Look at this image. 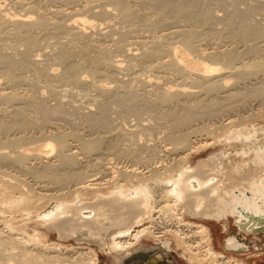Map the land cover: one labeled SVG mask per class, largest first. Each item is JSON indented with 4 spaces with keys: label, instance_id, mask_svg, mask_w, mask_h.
I'll return each instance as SVG.
<instances>
[{
    "label": "bare ground",
    "instance_id": "1",
    "mask_svg": "<svg viewBox=\"0 0 264 264\" xmlns=\"http://www.w3.org/2000/svg\"><path fill=\"white\" fill-rule=\"evenodd\" d=\"M48 1L55 0H14L12 2L14 3L13 6H15L18 10H15V13L12 14V17H10V13H8V17H5L2 14V10L0 8V100L2 101V104L4 102L5 105L0 107V140H3L2 142L4 143V147L1 148H5V146H7L11 149L17 142H22V140H24V137L26 136L24 133L29 128H31L32 124L35 122L33 119L34 117L30 115V111H41V106L43 105L41 104V102H43L45 99L42 101L40 100L39 102L38 100L36 101L37 98L35 96L36 99L34 100L32 98V96L34 95L31 94L32 92L34 94V91H32L33 89L31 90L32 92H29L30 90L26 91V89H28L29 87L28 85V87H23L25 88V90L22 88V86H24L25 84H29L32 87V84L34 82H31V84L29 83L30 81H35V83L36 81L37 83L38 81L44 82V84L47 83L49 84L50 92L53 94L54 85H56V88L59 81V84L61 83V81H64L62 82V84H66V82L68 83L69 88L66 91L70 89V93L62 90L63 93L65 92L66 94H69L67 96H71L70 94L74 91V93H78V95L80 96L82 95V92L85 91L84 89L88 87L86 86V88L83 89L84 91L80 89L85 87L84 84L86 85V83H88L85 82L86 80H84L82 77H79L80 75H77L78 72L82 71V69H87V74L89 73L88 75L91 74V76H104L103 78H101L102 80L105 79L106 82L108 78L109 80L111 79L110 81L112 82L115 80L116 70H126V68H121L120 64L118 65V63H115V61L108 60L109 57L105 56L108 52L109 46H105L103 43L105 42V40L102 42V39L104 36H106V34L108 35V33H101L102 30L100 32V28L99 30L97 29V31L93 30L95 28H98L97 25H99L95 22V20L100 21L99 19H102L105 16L106 18L109 16V18H111L112 13L109 12L110 9H103L102 7V10L100 9V11H97V13L93 8L99 5L96 4L93 8H91V0H80V3L77 2L79 0H63L67 2H77L79 8H76L78 6H76L77 4H75L74 2L75 6L73 7V10L71 9L72 11H66L64 7H57L58 5L55 8L51 7L52 9H50L47 6ZM63 1H61V3ZM108 1L109 4L111 3V5H113V10H115L113 13L119 15L120 18H123L121 16H124V18L126 17V19H128L129 21L130 18L138 19V15H141L142 17L145 16L146 19L142 18V20H145H143L144 23L140 18L138 19V23L137 21H135L139 25L143 24V28H145V25L148 26V28L149 26L156 27L155 29H157V27L159 26L161 28L164 26L167 27V24L171 23L170 21H173V23H175L176 21L180 26H182V28H174L175 30L171 31L169 30L170 32L168 33H162L161 30V32L156 31L157 34L161 33L158 34V38H155L157 34L153 35L154 32L153 34H149L151 36H155V39H159V35L162 38L167 35L168 38L171 35L173 37L174 35L179 37V41H176L177 43H180L181 47H172L174 43H170L173 44L171 46L172 50L170 49V53L167 52L169 54L166 55L167 58H165V60L161 61V59L159 58V56L161 57V55L159 53L166 51V44H164L165 51H162V49L160 48L161 46L159 47L158 45H156L157 41L154 38L151 39H154L156 41V43H154L156 46L154 44L153 45L155 47L158 46V51L161 50L162 52H158L157 48L154 49L155 47H149L150 50L149 48H145L148 50H144V48H142L144 51H139V53L132 50L133 52H130L125 56L127 57L126 60L128 61V65L125 66L129 69L133 65L137 66V68L140 67V71H144L143 69H146L150 72L152 69L154 70V68H160L158 70L161 71L162 69L163 73L161 75V78H164L166 82H171L169 80L167 81V78H170L172 76L182 79V81L180 82V79L177 81V83L174 82V87L169 86L162 91H157L156 88H153L151 90L148 89L151 92V95H149L153 98L155 97L157 101L153 100L151 97L150 100H153V102L159 101V103L166 105L172 103V106H168L170 109L168 108L169 110L165 111L161 109L162 106H160V104V108H158V106L156 105L157 109L155 107L153 108L155 109V111L152 110L154 111V115L150 116L149 123L146 125H136L138 127L137 131L132 129H125V131L119 127L120 125H122V123L119 122L121 123L120 125L118 123L119 126L117 127L118 132L116 128V138L124 140L129 144L133 143L132 146L135 147L132 148H119L118 145L114 143L115 139L113 142L112 140H107L109 143L104 145L102 143L103 138L99 137V134L97 137H93L94 139H87V141L86 139L81 140L84 142L80 143V146L77 147L78 150L75 151L74 147H76V145L69 144V142L67 143V138L72 136L73 131H62L56 125H50L51 129L49 128L50 130H47V134H42L44 133L42 132L39 133V135L37 134V138H35L37 141H46L43 146L47 148V151L44 150L43 154H41V152L27 154L23 153L24 151L22 150L19 152L17 150L16 152V148H14V150L12 149L11 151L0 150V160L2 162H7L9 164L12 163L16 166V169H19L20 171H23L27 174L30 173L32 174V176H37L36 178L39 177L45 182L44 185H37V187H32L30 186V184L26 185V181L24 182L23 180H20L14 174H10L7 171V173L3 172L4 175L0 176V187L1 185L4 186L5 190L3 193L4 195H2V197L0 198V203L4 208H7L9 210L16 209V211H31L33 209L42 208V210L38 213V216L43 220L45 225L44 228L46 227V230L50 232H57L60 239L75 237L81 232H79V230H81V226L87 227V232L90 235L93 231L95 234L98 232L100 233L101 231H103L102 233H104L109 230L108 228L113 227V229L116 230L115 232L110 229L111 231H108V234H102L105 235L104 237L111 235L109 236L110 241H107L106 238L103 239V241L101 240V238L104 237H100V246L101 243H109V246L107 245L108 249L110 248L109 250H113L112 253L114 255V260L112 264H177V262H175L170 254L172 242L171 240H173L177 246L183 248L184 251L188 253V261L191 264H243L242 261H238V258L249 255L259 256L263 254L264 140L262 139V141L257 139L254 130L248 128L247 123L254 121V119L257 117L260 118L264 116V107L260 108L258 106L259 108L256 107L257 111L252 113L250 112V110L255 111L252 110L253 108H249V112H246L245 109V114H249L241 115L240 111L238 113L237 105H233L235 104L234 102L236 100H238L239 103H237L240 106L247 104L248 102L245 103V100L248 97L251 98L252 96L255 97L259 95L257 97L264 98V92H262L264 91V82H262L263 84L261 85L257 81L260 86H256L255 84L256 87L252 88L250 92H246L245 89L242 91H235L233 90V86L230 90V88L227 87L226 84V73H229V76H232V74L234 73L233 71H238L239 73L240 71H242L240 69L237 70L238 67H236V65L234 66L235 61L239 59V57H241L242 53H244V55L247 53L250 57L249 60L252 59L254 62H256V64L259 63V66L262 65L261 63L264 64V61H256V59L263 58H261L260 55L257 56L256 54H260L258 52L261 50V46H259L258 44L260 39L264 38V25H260L253 18V14L255 16V13L259 8L257 9L256 6L251 5V3L249 2L250 0H215L218 1L216 2V5H219L226 11L225 16L223 15L226 18L219 20H221V23L224 27L223 29L227 34L223 33V31L217 32V30H215L216 28H213L214 30L212 29L211 31L208 30L209 32L205 33V35L209 37H206L209 39L208 43H211L215 40L217 41V39L214 40V38L217 36L219 37L218 33L225 34V37L227 36L226 38L237 37L242 40L246 39L247 41H249L246 42L244 40L246 43L244 42L242 46L243 48L241 49V51H238L234 48L235 46L233 48L219 49L217 48L218 46L212 48H203L202 44H193L192 38L194 37L192 36H198L201 35V32L202 34L203 32H206L204 30H201L200 32L199 29H203V26L213 23V20H218L216 14L214 15V13H212L213 11L210 10L211 7L209 6V8L205 4L200 3V0H177L176 2L175 0H133V3H128L125 0ZM12 3L10 4V6L12 5ZM239 3H242L243 5H245V7H240ZM103 4L105 3L103 2ZM260 4L261 3H259V5ZM91 9H93L94 11ZM3 10L5 9L3 8ZM60 16L61 18L59 21L58 17ZM63 16L67 17L69 22L61 24V19ZM96 16H98L99 19H97ZM67 18L64 19L67 20ZM65 20L63 21L65 22ZM118 20L122 22L121 19ZM130 22H132V20ZM125 23L128 24V22ZM137 24L135 26H137ZM183 26L186 27L183 28ZM47 29L48 31H50L47 32ZM131 29L134 28L131 27ZM44 30L46 33H44ZM125 32V30H122L120 32L121 36L118 35L119 32L118 34L116 33L118 35L117 38L120 37V39L123 40L124 38L122 37ZM197 32L198 34H195ZM222 34L220 36H222ZM98 35H101V37L103 36L102 39H98ZM126 35H128L127 32ZM197 36L195 38H197ZM40 37H44V40H46L48 44L53 43V47H56H54L56 49L54 53L51 54L55 59V64L62 67L61 72L59 71L58 73H55L53 70H50V68L48 69V66L46 67L45 63V61L47 60H45L44 56L42 57L44 59L41 58L42 62L44 60L43 63H41V61L37 62L35 60L38 64H34L35 67L33 66L34 68H32L33 72H29L32 71L30 69L31 67L27 66H30V64H24V62H28L24 58H28L34 49L40 47V45H38V40ZM58 38H60L62 41H59L60 39ZM210 38L213 39L210 40ZM114 39L115 41L113 43L118 45V43H116V37ZM165 39L166 37L162 40ZM196 40H198V38ZM141 41L138 42L140 43ZM119 42L120 44L118 47L120 48L118 49V51L122 50L121 48L123 47V43L121 44V41ZM131 43L133 42L131 41ZM216 43H218V41ZM18 45H22L24 47L23 51L21 50L22 53H17L19 51L16 52L15 49L18 50V48H16ZM120 45H122V47ZM111 46L113 45L111 44ZM229 46L231 45L229 44ZM118 47H115V49ZM168 47L166 46L167 49ZM8 48L9 50H15L16 53L14 52V55L18 54V57L16 55L13 56V53L11 55L5 54L7 52L5 49ZM1 49L5 50L6 52H2L3 50L1 51ZM95 52L99 53L98 55L101 54L103 57H100L101 55L98 57ZM109 53L108 56H110ZM165 53H163V55ZM178 53L181 54L179 55ZM19 54H21L22 57ZM77 54L82 55V61H74V56ZM156 54L159 58V62H155L156 64H152L153 62L148 63L147 58L151 59V57L153 58L154 56V58L156 59ZM104 56L108 59H105ZM48 58L50 59L51 56ZM140 58L145 59L139 60ZM136 60L138 61L137 63H135ZM132 61H134L135 64ZM245 62H243V66H248V64L250 65L249 61L248 64ZM26 67H28L27 69L29 70H27ZM133 67L132 69H134ZM250 67H248L249 69L245 67L247 70H249L248 73H246L245 69L242 67L244 69L243 72L246 74L250 73V75L252 74L256 77V67L254 68L255 70H252L254 66L251 67V70ZM260 69L262 70V68ZM85 70H83L82 73ZM135 72V74L138 73L136 69ZM185 75H188V77L192 79V81H190L191 84L188 81V83H185ZM91 76H89V78ZM132 76L135 78L136 75L134 76L133 74ZM130 77L127 75L128 79H126V81H128ZM86 79L87 81H89L88 78ZM93 79H91V81ZM130 79L132 80V78ZM56 81L58 82L56 83ZM91 81H89V86L92 85L90 86L91 88L94 86L97 87V89H100L98 85H94L95 83H98L97 81H93L95 82L94 84H91ZM240 81L243 80L240 79ZM235 82L236 81H234V83ZM76 84H82L79 85V92L80 90L82 91L80 92V94L79 92L73 90L75 87L71 86H75ZM122 85H125V83ZM122 85L120 86L123 87ZM120 86H118V88H120ZM133 86L134 85H132V88L130 86L128 87L133 90L135 89L133 88ZM154 86L156 87V84ZM46 87L45 88L48 89L47 91L49 92L48 85ZM61 87L63 89L64 85ZM94 87L92 89H94ZM118 88L116 89L118 90ZM123 88H125V86ZM104 90H107V88ZM132 90L127 89V91H124L127 93L121 91V94L119 92L118 96H115L116 98L118 97V100L115 98L117 103L120 101L122 103H126L127 100L131 102V100H129L130 96H127L133 95V93L130 92L128 94V91ZM57 91L58 90H56V92ZM217 91L223 92L222 96L220 95L221 93L218 94V96H220V100L217 99V94L215 95L212 93H218ZM99 92L101 93L103 92V90L101 91L100 89ZM103 93H106V91ZM145 93L147 92L145 91ZM122 94H127V96ZM72 95L75 96L73 93ZM57 96L58 95H56V98H58ZM133 96H137V94ZM81 97L83 98V96ZM141 97H139V99ZM136 98H138V96ZM136 98L134 100L132 98L134 104L135 100H139ZM95 99L98 100V97L91 100L96 101ZM226 99H228L227 101H229V103L230 101L232 102L230 103L232 104L231 106L229 105V103V106L221 104V100L225 101ZM227 101L223 103L226 104ZM262 101H264V99H262ZM62 104L64 105V103ZM91 104H93V102H91ZM130 104H128L127 102V105L130 106ZM146 104H148L149 107V104L151 103ZM105 105L106 104H104V106ZM131 105H133V103ZM145 105L143 107H145ZM151 105L150 107H153ZM49 106H47V108ZM99 106H102V104H99ZM68 108H70V106ZM100 108L102 109V107ZM104 108L102 109L103 111L101 110L103 113H95L93 111H86L88 112L86 113L83 110L86 114L83 121L86 124H83H85L86 126L88 125L89 129L91 128L92 130H95V128L97 127H101L104 132L110 130L105 116L106 114L103 115L104 113H106V110L104 111ZM127 108L124 107V109ZM244 108H246V106ZM43 109L45 110V106L43 107ZM235 109L237 110V113L235 112ZM56 110L61 109L56 108ZM56 110L49 111L50 113L56 112V114H58ZM74 111L77 110L74 109ZM142 111L144 110L142 109ZM148 111L149 114H151V110L149 109ZM148 111L146 112L147 114ZM244 111L241 110L242 113ZM44 112L45 111L42 112L43 115H46L47 111L46 114H44ZM118 112L116 111V113ZM66 114L68 113H65L64 115ZM35 115L36 114H34L33 116ZM50 115L47 114L46 117L49 116L50 118ZM233 115L234 117L235 115L238 116H236L237 118H233ZM39 116L42 115H40L39 113ZM147 116L149 117V115ZM38 117H36L35 119H37ZM72 117H74V115ZM40 118H43L44 120L42 121H45V123L47 122L48 118H45L43 116ZM40 118H38V120ZM42 121H40L39 123H41ZM156 129L162 131L160 132L163 134H161V137H163L164 140H167V144H165V146H162V149L158 150L156 147L157 145L153 146V144L144 146L143 143V146L141 147L138 146L140 143L136 145L137 143L135 140V135H137V132H140L145 137H151V135H154L153 133ZM12 130L14 132L17 131V133H15L17 134L15 138H9L7 135V133ZM73 136L78 137L75 135V133ZM27 138L28 137L26 136V139ZM163 139L161 141H164ZM2 142L0 145H2ZM102 144L104 145V147ZM214 144H219L222 146L218 154H214L212 156L210 155V157L200 161V163L191 170L183 171V167L179 166L182 163L181 161H183L184 158L190 153L198 150L201 147H207ZM102 148H104V150H106L107 154L110 156L113 155L126 158L129 160V162L138 163L139 166L134 167L136 163L128 166L125 165V168L123 169L122 167L120 168L116 165L108 166V164L111 163L108 161L110 158L108 159L103 157V155L101 154ZM142 149L143 153L145 152L143 155L141 154ZM159 151H162L163 154L159 155ZM48 152H53L55 154L54 160L49 158L50 154L48 155ZM44 153L47 155H45ZM92 154H96V156H93L94 158L90 159L89 156ZM79 155H82L81 157L83 158L89 157L88 159L91 161L86 158L88 161L85 159V163L82 164L84 159L79 157ZM43 156L46 158L45 160L42 159L44 158ZM27 157H31V159H34L35 162L30 163L25 161V159H28ZM162 161H165L166 163L163 164ZM141 167H143V169H140ZM144 169H146V171H144ZM111 172L117 173V176L115 174L110 176V178L108 177L109 179H101L102 175L107 176ZM147 172L151 173L145 175ZM97 173H99V175L100 173L102 174L100 175L101 178L94 177ZM110 179H116L117 182L125 181L126 183L118 184V186L113 187L112 190H110L105 195L102 193H94L95 199L93 201H83V199L80 198L82 195L88 193L89 191L94 192L93 190H97L101 185L110 182ZM242 180L246 181L245 187H243V183H240ZM20 183L24 187L20 186ZM127 186H131V188L133 187L131 191H129V189H127L128 191H125V187ZM24 189L26 191L23 192ZM18 192L20 195L15 196V193ZM179 202L182 206L179 204ZM178 205L183 209L181 213H188L193 217L199 219L201 223L194 224L191 222H184L182 220V217L180 216L181 213L178 214L175 211H172L173 208L175 206L177 207ZM104 207H106V209H104ZM106 210L111 212L110 214L113 216V218H116L109 227H107L106 225H102L101 223L102 216L107 215L104 212ZM211 222H217L221 224L222 229L227 232V235L224 237L221 243L222 251H216L212 245V233L210 231V228H208V226L206 225L211 224ZM84 229L86 230V228ZM16 231V229H13L8 217H6L5 215H0V264H96L97 262L96 254L91 248H78V250L70 252L68 249L62 247L57 242L42 243L37 240L38 238H34L35 236L30 237L22 231ZM80 234H82V232ZM146 234H149L156 240V245L154 247L147 248L137 246L140 244V237ZM100 240L98 239V241ZM95 241H97V238ZM137 253L145 254V257L140 258V256H137L133 260H129L132 255H136Z\"/></svg>",
    "mask_w": 264,
    "mask_h": 264
},
{
    "label": "rangeland",
    "instance_id": "2",
    "mask_svg": "<svg viewBox=\"0 0 264 264\" xmlns=\"http://www.w3.org/2000/svg\"><path fill=\"white\" fill-rule=\"evenodd\" d=\"M10 1H11V3L14 1V0H0V8H1V10H2V14L5 16V17H8L9 15H10V17H12L13 15V13H15V10H18L15 6H13L14 5V3H12V5L11 6H13V7H11L10 6ZM56 1V2H55ZM55 1H48V3H47V6H48V8H50V9H52V8H55L57 5V7H60L61 6V8H63L64 7V9H66V11H72L73 10V7L75 6L74 5V2L75 1H73V2H67V1H63V0H55ZM61 1H63L62 3H61ZM82 1V0H81ZM80 0L79 1H77L78 3H80L81 2ZM92 2L94 1V0H91ZM100 1H102V2H100ZM106 1V2H105ZM105 1H103V0H96V1H94L93 2V5H92V2H91V8H93L94 7V5H99V6H95L93 9H95V11L97 12V11H100V9L102 10V7H103V9H110V13H112V15H111V18H109V17H107L106 18V16L104 17V18H100L99 19V17L98 16H96L97 17V19H99L100 21H97V20H95V22L96 23H98L99 25H97V27L98 28H95V29H93V30H95V31H97V29L99 30V28H100V32H101V30H102V32L101 33H108V35L106 34V36H102L103 37V39H102V37H101V35H98V39L99 38H101L102 39V42L105 40V42L107 43H105V42H103L104 43V45L105 46H109L108 47V52L106 53V57H109V59L108 58H105V56H104V58L105 59H108V60H113V61H115V63H118V65L120 64L121 65V68L123 67V68H126V70L125 69H118V71L116 70L115 71V80L112 82V81H110L109 80V78H108V80H107V82H106V80L105 79H103L102 80V78L104 77V76H100V75H92V76H94V77H92L91 76V74L90 75H88L87 74V69L85 70V69H82V71L83 70H85L83 73H82V71H80V72H78V76L79 77H82L84 80H86L85 82H88V83H86V85L84 84V86L85 87H83V88H80V86L79 85H82V84H76L75 86H73V85H71L72 87H75L73 90H75V91H77V92H79V88L81 89V90H83L84 88H86V86H88L89 87V89H88V87L86 88V89H84L83 91L84 92H82L81 90H80V92H82V95H78V93H74V91L72 92L75 96H73L72 95V93L70 94L71 96H72V98H71V96H67V95H69V94H66L65 92H67V93H70V89L68 90V91H66L68 88H69V85H68V83L66 82V84L68 85V87H67V85L65 84V83H63L62 84V82H64V81H61V83L59 84V82L58 81H56V83H57V87L55 88V86L56 85H54V88H53V94L50 92V87H49V84H47V83H45L44 84V82H39L38 81V83H37V81H36V83H35V81H28L29 83H31V82H34L33 84H32V87H31V85H29V84H22V85H24V86H22V88L23 87H28V89H26V91L28 90H30L29 92H32V91H34V94H33V92L31 93L32 95H34V96H32V98L35 100L36 98V101L38 100L39 102H40V100L42 101V100H44L43 102H41V104H43L40 108H41V111L40 112H35V111H30L31 112V116L32 117H34L33 119H34V123L32 124V126H31V128H29L24 134L28 137L27 139H26V136L24 137V140H22V142L21 141H19V145L16 143L14 146H13V148H11L10 149V147H7V146H5V148H1V147H4V143L2 142L3 140H0V144H1V142H2V145H0V150L2 151H11L12 149L14 150V148H16L15 150H16V152H17V150H18V152L19 151H24L23 153H27V154H34V153H40L41 152V154H43V151L44 150H46L47 151V148L46 147H44L43 145L45 144V142L46 141H37L35 138H37V134L39 135V133H42V132H44V133H42V134H47L48 133V131L51 129V126H54V125H56L58 128H60V130H64V131H66L67 130V132L68 131H73V134H72V136L74 135V133H75V135L76 136H78V137H75V136H71V137H68L67 138V143L69 142V144H72V145H76V147H74V150L76 151V150H78V148L77 147H79L80 146V143H82V142H84V141H81V140H84V139H86V141H87V139H91V138H95V137H97L99 134V137H102L103 138V141H102V143L104 144V145H106V144H108L109 142L108 141H111L112 140V142L114 141V139H115V141H114V143L116 144V145H118V147L119 148H132V147H135V146H132L133 145V143L131 144H129V143H127L126 141H124V140H120V139H118V138H116V133L118 132V126L122 123V125H120L119 127L120 128H122L123 130H127V129H132V130H135V131H137V129H138V127L136 126V125H138V124H144V125H146V124H148L149 123V119H150V116H152V115H154V111H155V109H153L154 107L156 108L157 106H158V108H160V106H162L161 107V109L162 110H165V111H168L170 108L169 107H171L172 106V103H169V104H161V103H159V101L158 102H153V100H156L155 99V97L153 98L152 96H150L151 95V92L148 90V89H153V88H156L157 89V91H162V90H164V89H166L167 87H169V86H173L174 87V85H175V83H177V81L179 80V82L180 81H182V79L181 78H176L175 76H172L173 77V80H172V77H170V78H167V81L169 80V81H171V82H166V80L164 79V78H161V75L163 74L162 73V69H161V71L160 70H158V69H160V68H154V70L152 69L150 72L149 71H147L146 69H143L144 71H140V67H138L137 68V66H135V65H133L132 67L134 68V69H132V67H130V69L129 68H127L125 65H128V61L126 60L127 59V57H125L126 55H128V53H130V52H133V51H136V52H138L139 53V51H144V50H148V49H145V48H151V47H155L156 45H158L161 49H162V51L164 50V44H166L165 45V52L167 53V52H171V46L173 45V44H170V43H174V45L172 46V47H174V46H180V43L178 42L177 43V41L176 40H178L179 41V37L178 36H175L174 35V37L171 35L169 38H168V35L167 36H164L163 38H165L166 37V39L165 40H162L163 38L162 37H160V35H159V39H155V38H158V34H161V33H158L157 34V32L156 31H158V32H161L162 31V33H164V32H166V33H168V32H170L171 30H175V29H177V28H182V26H180L179 25V23H177L176 21H175V23H173V21H170L169 23L171 24H167V27L166 26H164V27H157V29H155L156 27H153V26H149V28H150V31H149V28H148V26H146L145 25V28H143L144 27V25L143 24H137L138 22H139V18L141 19V21L143 22V20L144 19H146V17L145 16H141V15H138L139 16V18L137 19H131L130 18V20L128 21V19H126V17L124 18V16H121V17H123V18H120L119 17V15H116V14H114L113 12L115 11V10H113V5H111V3L109 4V1L108 0H105ZM108 1V2H107ZM125 1H127L128 3H133L134 1H136V0H125ZM137 1H139V0H137ZM172 1H174V0H172ZM177 0H175V2H176ZM178 1H181V0H178ZM198 1V0H197ZM204 1V2H203ZM230 1V0H229ZM228 1V2H229ZM264 0H250L249 2L251 3V5H254V6H256L257 7V9L259 8H261L260 10L258 9V11H256V13H255V16H257V17H255L254 16V14H253V18L256 20V22H258L260 25H264V12H263V10H264ZM52 2V3H51ZM54 2V3H53ZM77 2H75V4H77ZM100 4H99V3ZM103 2L105 3V4H103ZM200 3H202V4H205L206 6H210L209 8H210V10H212V11H210V12H212V13H214V15L216 14V17L218 18V20L219 19H224V18H226V17H224L225 16V13H226V11H225V9H223L222 7H220L219 5H216V2H218V1H215V0H202V2H201V0L199 1ZM213 2H214V4H213ZM108 3V4H107ZM259 3H261L260 5H259ZM73 4V5H72ZM51 5V6H50ZM71 7V8H69V7ZM76 6H78V4L76 5ZM108 6V7H107ZM239 6L240 7H245V5H243L242 3H239ZM5 9V10H3V8ZM52 7V8H51ZM67 7V8H66ZM99 7V8H98ZM104 7H106V8H104ZM207 7V8H208ZM14 8H16V9H14ZM69 8V9H68ZM76 8H79V6L78 7H76ZM68 9V10H67ZM72 9V10H71ZM93 9H91V10H93ZM97 9V10H96ZM217 9V10H216ZM262 10V11H261ZM94 11V10H93ZM254 11V12H255ZM8 13H10L9 15H8ZM98 13V12H97ZM87 14H89V13H87ZM116 15V16H115ZM224 15V16H223ZM219 16V17H218ZM223 16V17H222ZM226 16H227V14H226ZM100 17H103V16H100ZM59 19V21H60V18H61V16L60 17H58ZM67 18V17H62V19H61V24L62 23H67V22H69V20H68V18H67V20H65V19ZM113 18V19H112ZM142 18H144L143 20H142ZM257 18V19H256ZM260 18V19H259ZM118 19H121V21L123 22H120V20H118ZM124 19V20H123ZM126 19V20H125ZM56 20H57V17H56ZM63 20H65V22L63 21ZM102 20V21H101ZM110 20V21H109ZM118 20V21H117ZM132 20V22H130ZM213 20L212 22L213 23H211V24H208V25H206V26H203V29L201 28V29H199L200 30V32H201V30L203 31H206V32H203V34H202V32H201V35H196L197 36V38H198V40H196L197 38H195L196 36H192V37H194V38H192L193 40H192V42H193V44H196V45H199V44H202V47L203 48H212V47H217V48H219V49H221V48H233L234 46V48L235 49H237L238 51L240 50L241 51V49L243 48L242 46H243V43L246 41V42H249V41H247L246 39H244V40H242V39H240V38H226L225 37V34H227L226 32H225V30L223 29L224 27H223V24L221 23V20ZM63 21V22H62ZM112 21V22H111ZM135 21H137V23L135 22ZM145 21V20H144ZM107 22V23H106ZM109 22H111V23H109ZM118 22H119V24H118ZM125 22H128V24L127 23H125ZM103 23V24H102ZM131 23V24H130ZM133 23V24H132ZM141 23V22H140ZM144 23V22H143ZM210 23V22H209ZM137 24V26H135ZM123 25V26H122ZM127 25V26H126ZM130 25V26H129ZM173 25V26H172ZM176 25V26H175ZM117 26V27H116ZM120 26V27H119ZM125 26V27H124ZM136 28H135V27ZM105 27V28H104ZM131 27L132 28H134V29H131ZM140 27H141V29H140ZM147 27V28H146ZM153 27V28H152ZM172 27V28H171ZM186 27V26H185ZM184 26H183V28H185ZM219 27V28H218ZM221 27V28H220ZM115 28H117V29H115ZM171 28V29H170ZM175 28V29H174ZM215 29V30H217V32H222L223 31V33H225V34H222V36H220L221 34L220 33H218V35H219V37L217 36V37H215L214 38V40L215 39H217V41H218V43H216L217 41L215 40V41H213V42H215V43H213V42H211V43H208L209 42V37L208 36H206L205 35V33H207V32H209L208 30H212V29ZM119 29V30H118ZM127 29V30H126ZM144 29V30H143ZM213 29V30H214ZM221 29V30H220ZM110 30V31H109ZM118 30V31H117ZM122 30H125L126 32H127V34L128 35H126V32L123 34V37L122 38H124L123 40H124V42H123V40L122 39H120V37H118L117 38V36L119 35V36H121L120 35V32L122 31ZM161 30V31H160ZM170 30V31H169ZM219 30V31H218ZM227 30V29H226ZM47 32H49L48 31V29L46 30ZM90 31V30H89ZM112 31V32H111ZM143 31V32H142ZM111 32V33H110ZM113 32H115V33H113ZM118 32H119V34H118ZM153 32H154V34H153ZM199 32V31H198ZM198 32L197 33H195V34H198ZM44 33H46L45 32V30H44ZM43 33V34H44ZM110 33V34H109ZM118 35H117V34ZM135 33V34H134ZM148 33V34H147ZM149 34H153V35H156V37L155 36H151V35H149ZM200 34V33H199ZM132 35V36H131ZM140 35V36H139ZM143 35V36H142ZM42 36V35H41ZM109 36V37H108ZM136 36V37H135ZM111 37V38H110ZM116 37V43H118V45L117 44H115V43H113L114 41H115V38ZM125 37H126V39H125ZM155 37V38H154ZM200 37V38H199ZM204 37V38H203ZM206 37H208V38H206ZM104 38H108L107 40L106 39H104ZM113 38V39H112ZM133 38V39H132ZM139 38V39H138ZM151 38H154L156 41H157V43H156V41L154 40V39H151ZM161 38V39H160ZM172 38H177V39H172ZM45 38L44 37H40L39 38V40H38V45H40V47H37L36 49H34L33 51H32V53L30 54V56L28 57V58H24L26 61H28V62H24V64L25 63H27V64H30V66L29 65H27V64H25V65H27L28 67H31L30 69L32 70V71H29V72H33V69L32 68H34L35 67V65L34 64H36L38 61L40 62L41 61V63H43L44 62V60H43V62H42V59H44L45 58V60H47V61H45V63H46V67L48 66V69L50 68V70H53L55 73H58L59 71L61 72V70H62V67H60L59 65H56L55 63V59H54V57L52 56V54L54 53V51L56 50L54 47H53V43L51 44V43H47L46 42V40H44ZM58 39H60V38H58ZM64 39V38H63ZM100 39V40H101ZM110 39V40H109ZM118 39V40H117ZM149 39H151V40H149ZM201 41H200V40ZM208 39V40H207ZM211 39H213V38H210V40ZM221 39V40H220ZM229 41H228V40ZM232 39V40H231ZM113 40V41H112ZM134 40V41H133ZM137 40V41H136ZM143 42H142V41ZM155 42H154V41ZM161 40V41H160ZM171 40V41H170ZM223 40V41H222ZM264 38L263 39H260V41H259V46H261L260 47V51L258 52V53H260V54H256L257 56H259L260 55V57L262 58V59H256V61H264ZM59 41H62L61 39L59 40ZM64 41V40H63ZM119 41H121V44L123 43V47H122V45H120L122 48V50H120V51H118V49L120 48V47H118L119 46V44H120V42ZM131 41L133 42V43H131ZM138 41H141L140 43L138 42ZM163 41V42H162ZM167 41V42H166ZM169 41V42H168ZM197 41V42H196ZM100 42V41H99ZM112 42V43H111ZM135 42V43H134ZM153 42V43H152ZM165 42V43H164ZM194 42H196V43H194ZM206 42V43H205ZM231 42V43H230ZM245 42V43H246ZM261 42H262V44H261ZM129 43H130V45H129ZM152 43V44H151ZM154 43H156V45L154 44ZM225 43V44H224ZM111 44L113 45V46H111ZM136 44H138V45H136ZM142 44V45H141ZM146 44V45H145ZM148 44V45H147ZM155 46H154V45ZM160 44V45H159ZM163 46H162V45ZM206 44H207V46H206ZM212 44V45H211ZM229 44L231 45V46H229ZM239 44V45H238ZM52 45V46H51ZM153 45V46H152ZM143 46V47H142ZM157 46V47H158ZM166 46L168 47V49L166 48ZM204 46H206V47H204ZM224 46V47H223ZM52 48V51H51V48ZM115 47H118V48H116L115 49ZM157 47H155L154 49H156ZM163 47V48H162ZM181 47V46H180ZM16 48H18V50L17 49H15L16 50V52L17 51H19V52H17V53H20L21 52V50L23 51V46L22 45H18ZM42 48V49H41ZM110 48V49H109ZM113 48V49H112ZM134 48V49H133ZM142 48H144V50L142 49ZM150 48H149V50H150ZM152 48V49H153ZM159 48V49H160ZM112 49V50H111ZM171 49V50H170ZM3 49H1V51H2ZM7 52H6V51ZM5 50H3L2 52H6L5 54H9V55H11L12 53V55L13 56H17L18 57V54H15L14 55V52H15V50L13 51V50H9V48L8 49H5ZM125 50V51H124ZM133 50V51H132ZM208 50H211V49H208ZM263 50V51H262ZM114 51V52H113ZM156 51V50H155ZM157 51H158V48H157ZM156 51V52H157ZM159 51H161V50H159ZM158 51V52H159ZM161 51V52H162ZM10 52V53H9ZM15 52V53H16ZM110 52V53H109ZM118 52V53H117ZM165 52H162V53H159L160 55H161V57L159 56V58L161 59V61H163V60H165V58H167V56L166 55H168L169 53H165ZM22 53V52H21ZM50 54V56H51V58L49 59L48 57H50L49 56V54ZM52 53V54H51ZM96 53V55L99 57L100 55H98L99 53H97V52H95ZM108 53H109V55L111 56H108ZM127 53V54H126ZM163 53H165L164 55H163ZM40 54V55H39ZM45 54V55H44ZM158 54V53H157ZM157 54L155 55L156 57H157ZM158 54V55H159ZM179 55L181 54V53H178ZM242 54H243V56H242ZM241 54V57H239V59H237L236 61H235V64H234V66L236 65V67H238V69L237 70H242V71H240V73L238 72V71H233L234 73L232 74V76H229V73H226L227 74V76H226V84H227V87H229L230 88V90L232 89V86H233V90H235V91H242V90H244L245 89V91L246 92H250L251 91V89L252 88H254V87H256V86H260V84L262 85L263 83L262 82H264V73H263V63H261L262 65H260V66H262V67H260L259 66V63H257L256 64V62H254L252 59L251 60H249L250 59V57H249V55L246 53L245 55H244V53H242ZM19 55H21V54H19ZM80 54H77V55H75L74 56V61H82L81 59H83V57H82V55H80ZM262 55V56H261ZM44 56V58H42ZM21 57H22V55H21ZM21 57H19V58H21ZM82 57V58H81ZM100 57H103L102 55L100 56ZM35 58V59H34ZM42 58V59H41ZM47 58V59H46ZM78 58H79V60H78ZM114 58V59H113ZM159 58L157 57L156 59L154 58V56H153V58L151 57V59H149V58H147V61H148V63H151V62H153L152 64H156L157 63V61L159 62ZM34 59V60H33ZM48 59H49V61H48ZM125 59V60H124ZM141 59H145V58H140L139 60H141ZM24 60V61H25ZM34 62H33V61ZM37 62H36V61ZM150 61V62H149ZM241 61H242V63H241ZM246 61V62H245ZM250 62V65H251V67H253V69L250 67V65L248 64L249 62ZM133 63H134V61H132ZM138 61L136 60L135 61V63H137ZM156 62V63H155ZM243 62H245V63H247L248 64V66L247 65H245V66H243L242 64H243ZM47 63H48V65H47ZM134 63V64H135ZM253 63V64H252ZM38 64V63H37ZM52 64V65H51ZM130 64V63H129ZM34 66V67H33ZM59 66V67H58ZM125 66V67H124ZM245 69V72L246 73H248V71L249 70H247V69H249L248 67H250V70L252 69V70H255L254 68L256 67V73H257V75H256V77L255 76H253L252 74L250 75V73L249 74H246V73H244L243 71H244V69L242 68V67ZM28 67H26V69L28 68ZM136 67V68H135ZM247 69H246V68ZM259 68V69H258ZM260 68H262V70L260 69ZM135 69H136V71L138 72L137 74H135L136 72H135ZM156 69H157V71H156ZM27 70H29V69H27ZM130 70V71H129ZM141 70H142V68H141ZM258 70H259V72H258ZM262 72H261V71ZM123 71V72H122ZM129 71V72H128ZM140 71V72H139ZM118 72V73H117ZM131 72V73H130ZM142 72V73H141ZM81 73V74H80ZM122 73V74H121ZM125 73V74H124ZM127 73V74H126ZM130 73V74H129ZM141 73V74H140ZM150 75H149V74ZM237 73V74H236ZM240 75H239V74ZM134 74V76H135V78L132 76ZM152 74V75H151ZM160 77H158L157 75ZM235 74V75H234ZM246 74V75H245ZM123 75H125V76H123ZM127 75L130 77V78H132V80L129 78V80L128 81H126V79H128L127 78ZM154 75H155V77H154ZM230 75H231V73H230ZM245 75V76H244ZM249 75V76H248ZM89 76H91L90 78H89ZM100 76V77H99ZM123 76V77H122ZM138 76V77H137ZM240 76V77H239ZM251 76V77H250ZM259 76V77H258ZM102 77V78H101ZM106 77V76H105ZM250 77V78H249ZM253 77V78H252ZM86 78H88V80L89 81H91V79H93L92 81H91V84H94L95 82H93V81H97L98 83H95L94 85H98V87H100V89H101V91L103 90V92H105L106 91V93H103V92H99L100 91V89H97V87H94V89H92L90 86H92V85H90L89 86V81H87V79ZM98 78V79H97ZM101 80H100V79ZM135 80H134V79ZM141 78V79H140ZM187 78H188V80H187ZM244 78V79H243ZM107 79V78H106ZM119 79H121V80H119ZM125 79V80H124ZM165 81H164V80ZM240 79L241 80H243V81H240ZM246 79V80H245ZM99 80V81H98ZM120 82H119V81ZM185 83L188 81L190 84H191V82L190 81H192V79L190 78V77H188V75L186 76L185 75ZM162 81V82H161ZM234 81H236L235 83H234ZM260 83H258V82ZM27 82V83H28ZM116 82V83H115ZM125 83V85H122V84H124ZM129 84H128V83ZM142 84H141V83ZM145 82H146V85H145ZM165 82V83H164ZM175 82V83H174ZM184 82V81H183ZM187 82V83H188ZM26 83V82H25ZM231 83H233V84H231ZM258 83V84H257ZM35 84V85H34ZM42 85V86H40V85ZM54 84V83H53ZM62 84V85H61ZM127 84V85H126ZM156 84V87L154 86ZM255 84H256V86H255ZM28 85V86H27ZM44 85H45V87L48 85V88H49V92L47 91L48 89H46L45 87H44ZM64 85V88L62 89V87L61 86H63ZM65 85H66V87H65ZM117 85V86H116ZM120 85H122L123 87L125 86V88H123V87H121ZM132 85H134L133 86V88H135V89H131L132 88ZM140 85V86H139ZM157 85H158V87H157ZM162 85V86H161ZM58 86H60V87H58ZM70 86V87H71ZM118 86H120V88H118ZM128 86H130V87H128ZM153 86V87H152ZM160 86V87H159ZM242 86V87H241ZM34 87V88H33ZM77 87H78V90H77ZM142 87V88H141ZM152 87V88H151ZM59 88V89H58ZM102 88H104V89H106L107 88V90H104V89H102ZM112 88V89H111ZM116 88H118V90L116 89ZM129 89V90H132V91H128V94H129V92L130 93H133V95H136L137 94V96H138V98H136L137 96H131V95H128L127 96V94H122V95H125V96H127V97H129V100H131V102L130 101H126V103H122L120 100V102H118L117 103V101L115 100V96H118V93L120 92V94L122 93V92H124V91H127V89ZM234 88H237V89H234ZM24 90H25V88H23ZM33 89V90H32ZM71 89V90H72ZM91 89V90H90ZM95 89H96V91H95ZM115 89V90H114ZM139 89V90H138ZM32 90V91H31ZM46 90V91H45ZM56 90H58L57 92H59V93H57L56 92ZM60 90H61V92H60ZM62 90H65V92L63 93L62 92ZM97 90H99V91H97ZM110 92H109V91ZM113 90V91H112ZM135 90V91H134ZM148 90V91H147ZM155 90V89H154ZM232 90V91H233ZM88 91H89V93H88ZM95 91V92H94ZM114 91H116V92H114ZM122 91V92H121ZM145 91L147 92V93H145ZM245 91H243V92H245ZM80 92H79V94H80ZM87 92V93H86ZM99 92V93H98ZM139 92V93H138ZM218 93H214V92H212L213 94H217L216 96H217V99H219L220 100V96H218V94L219 93H221L220 95L222 96L223 95V92L221 91V92H219V91H217ZM262 92H264V91H262ZM95 93V94H94ZM124 93H127V92H124ZM136 93V94H135ZM37 94V95H36ZM61 94V95H60ZM99 94V95H98ZM102 94V95H101ZM108 94H110V95H108ZM114 94V95H113ZM116 94V95H115ZM119 94V95H120ZM150 94V95H149ZM225 94V93H224ZM55 95V96H54ZM56 95H58L57 97L58 98H56ZM88 95V96H87ZM89 95H90V97H89ZM93 95H94V98H97L98 97V100L97 99H95L96 101H92L91 99H94L93 98ZM95 95H97V96H95ZM35 96H36V98H35ZM51 96V97H50ZM54 96V97H53ZM65 96V97H64ZM81 96H83V98L81 97ZM102 96H103V98H102ZM142 96V97H141ZM257 96H259V95H257ZM257 96H255V97H248L246 100H245V103H247V104H244V105H239L238 103V100H236L233 104V106H236L237 105V110H238V113H239V111H240V114L241 115H246V114H249V113H246L245 114V111L246 112H249L248 111V109L249 108H253L252 110H255V111H251L250 109V112L252 113V112H256L257 110V108H263L264 107V101H262V99H264L263 97H257ZM260 96H262V95H260ZM39 97V98H38ZM62 97V98H61ZM67 97V98H66ZM92 97V98H91ZM136 99H139V97H141V98H143V99H139V100H135V104H134V99L135 98ZM153 99V100H150L151 98ZM43 98V99H42ZM61 98V99H60ZM69 98V99H68ZM78 98V99H77ZM132 98H133V100H132ZM148 98V99H147ZM261 100H260V99ZM56 99V100H55ZM67 99V100H66ZM70 99H73V100H70ZM76 99V100H75ZM103 99H104V101H103ZM117 100H118V97L116 98ZM147 99V100H146ZM48 100V101H47ZM60 100V101H59ZM69 100V101H68ZM83 100V101H82ZM100 100H102V101H100ZM109 102H108V101ZM228 99H226L225 101L224 100H221V104H223V105H225V106H227L228 105V103H229V101H227ZM56 101V102H55ZM58 101H59V103H58ZM71 101V102H70ZM100 101V102H99ZM107 101V102H106ZM146 101V102H145ZM148 101V102H147ZM150 101V102H149ZM157 101V100H156ZM227 101V103L225 104V103H223V102H226ZM251 101V102H250ZM260 101V102H259ZM0 107H2V106H5L4 105V102H3V104H2V101L0 100ZM45 102V103H44ZM51 102V103H50ZM66 102H67V104H66ZM76 102V103H75ZM91 102H93V104H91ZM96 102H97V105H96ZM98 102H99V104H102V106H99V104H98ZM114 102V103H113ZM127 102H128V104H132L133 103V105H131L130 104V106L129 105H127ZM141 102H144V103H141ZM152 102H153V104H152ZM238 102V103H237ZM62 103H64V105L62 104ZM73 103V104H72ZM113 103V104H112ZM146 103H151V104H149V107H150V105L151 106H153V107H148V104H146ZM230 103H232L231 101H230ZM229 103V105L231 106L232 104H230ZM237 103V104H236ZM47 104V105H46ZM62 104V105H61ZM70 104V105H69ZM95 104V105H94ZM104 104H106L105 106H104ZM123 104H125V105H123ZM136 104H138V105H136ZM146 104V105H145ZM159 104H160V106H159ZM20 105V104H19ZM50 105V106H49ZM73 105V106H72ZM80 105V106H79ZM119 105V106H118ZM145 105V107H143ZM157 105V106H156ZM228 105V106H229ZM262 105V106H261ZM15 106V105H14ZM45 106V110L43 109V107ZM47 106H49L48 108H49V110L51 111V110H56V108H58V109H61V110H56L57 111V113L58 114H56V112L55 113H50V111L48 110V108H47ZM53 106V107H52ZM61 106V107H60ZM65 106V107H64ZM70 106V108H68V107ZM128 107L127 109H124V107ZM169 106V107H168ZM246 106V108H244V107ZM248 106V107H247ZM259 106V107H258ZM11 107V106H10ZM73 107V108H72ZM74 107H76V108H74ZM77 107H78V109H77ZM80 107H82V108H80ZM99 107V108H98ZM100 107H102V109L104 108V111L106 110V113H104L103 115H105L106 116V119H107V123H108V125H109V129L110 130H108V131H106V132H104V130L101 128H99V127H97V128H95V130L93 129H89V127H88V125L86 126L85 124V122H83L84 121V117H85V112L86 111H93V112H95V113H98V112H102L103 110L100 108ZM112 107V108H111ZM122 107V108H121ZM133 107V108H132ZM137 109H136V108ZM148 107V108H147ZM166 107V108H165ZM257 107V108H256ZM12 108V107H11ZM51 108H53V109H51ZM80 108V109H79ZM96 108H98V109H96ZM132 108V109H131ZM165 108V109H164ZM169 108V109H168ZM243 108V109H242ZM47 109V110H46ZM69 109V110H68ZM73 109V110H72ZM74 109L75 110H77V111H74ZM109 109V110H108ZM130 109V110H129ZM136 109V110H135ZM141 109V110H140ZM142 109L144 110V111H142ZM151 110L150 111V113L151 114H149V111L148 110ZM157 109V108H156ZM239 109H241L242 111H244L245 109V111L242 113L241 112V110H239ZM37 110V111H38ZM45 111L44 112V114H46V111H47V114L48 115H50V118H49V116L48 117H46V115H43V111ZM63 110V111H62ZM72 110V111H71ZM85 112H84V111ZM97 112H96V111ZM102 110V111H101ZM128 110V111H127ZM132 110V111H131ZM152 110H154V111H152ZM158 110H160V109H158ZM236 110V109H235ZM237 110L235 111L236 113H237ZM69 111H70V113H72V114H70L69 113ZM109 111H112V112H109ZM114 111V112H113ZM116 111L118 112V113H116ZM137 111V112H136ZM148 111V114L146 113ZM49 112V113H48ZM76 112H78V113H76ZM88 112H86V113H88ZM122 112V113H121ZM127 112H128V114H127ZM130 112V113H129ZM139 112V113H138ZM142 112H144V113H142ZM38 113V114H37ZM39 113H40V115H42L43 117H45V118H48L49 119V121H48V119H47V122L45 123V121H42V120H44L43 118H40V117H42V116H39ZM62 113V114H61ZM65 113H68V114H66V115H64ZM74 113V114H73ZM103 113V112H102ZM136 113H137V115H136ZM142 113V114H141ZM34 114H36L35 116H33ZM56 114V115H55ZM59 114H61V115H59ZM116 114V115H115ZM123 114V115H122ZM139 114V115H138ZM54 117H53V116ZM64 115V116H63ZM74 115V117H72ZM113 117H112V116ZM122 115V116H121ZM134 115V116H133ZM147 115H149V117L147 116ZM239 115V114H238ZM238 115H235V117H234V115H233V118H237L236 116H238ZM39 116V117H38ZM104 116V117H105ZM108 116V117H107ZM125 116H126V118H125ZM128 116V117H127ZM142 116V117H141ZM36 117H38V118H40L39 120H38V118L37 119H35ZM60 117H61V119H60ZM72 117V118H71ZM80 117V118H79ZM147 117V118H146ZM52 118V119H51ZM55 118V119H54ZM57 118V119H56ZM66 118V119H65ZM60 119V120H59ZM64 119V120H63ZM256 119V120H255ZM254 119V121H251V122H248L247 123V127L248 128H251V130H254V132H255V135H256V138L257 139H259V140H264V116H262V117H257V118H255ZM53 120V121H52ZM56 120H58V121H56ZM119 120V121H118ZM40 121H42L41 123H39ZM70 121H72V122H70ZM109 121H110V123H109ZM115 121V122H114ZM44 122V123H43ZM112 122H114V123H112ZM119 122H121V123H119ZM137 122V123H136ZM49 123V124H48ZM51 123V124H50ZM54 123V124H53ZM57 123V124H56ZM59 123H60V125H59ZM83 123H85V124H83ZM112 123V124H111ZM116 123V124H115ZM118 123H119V125H118ZM41 124V125H40ZM34 125V126H33ZM36 125V126H35ZM51 125V126H50ZM64 125V126H63ZM68 125V126H67ZM111 125H113V126H111ZM117 125V126H116ZM48 126V127H47ZM122 126V127H121ZM37 127H38V129H37ZM40 127V128H39ZM45 127V128H44ZM48 129H47V128ZM87 127V128H86ZM111 127H112V129H111ZM50 128V129H49ZM62 128V129H61ZM116 128H117V132H116ZM72 129V130H71ZM81 129V130H80ZM158 129H160V128H158ZM158 129H156L155 130V132L153 133L154 135H151V137L150 136H143V134H141L140 132H137L136 134L137 135H135L136 136V138H135V140H136V145H138L139 143V145L138 146H143V143H144V146L146 145H152L153 144V146H156L157 147V149L159 150V149H162V146H165V144H167L166 142H167V140H164L163 139V137H161L163 134L162 133H160V132H162V131H160V130H158ZM41 131V132H39V131ZM48 130V131H47ZM125 130V131H126ZM13 131V130H12ZM9 131L8 133H7V135H8V137L10 138H15L16 136H17V134H15V133H17V131ZM29 131V132H28ZM95 131V132H94ZM157 132V133H156ZM13 133V134H12ZM81 133V134H80ZM104 133V134H103ZM113 133V134H112ZM11 134V135H10ZM15 134V135H14ZM101 134H103V135H101ZM162 134V135H161ZM13 135V136H12ZM81 137V138H80ZM152 137H153V141H152ZM158 137V138H157ZM31 138V139H30ZM74 138V139H73ZM93 138V139H94ZM148 138V139H147ZM159 138H160V140H159ZM164 140V141H161L162 139ZM147 139V140H146ZM108 140V141H107ZM155 140V141H154ZM158 140V141H157ZM262 140V141H263ZM79 141V142H78ZM21 142V143H20ZM142 142V143H141ZM123 143V144H122ZM160 143V144H159ZM102 144V145H103ZM155 144V145H154ZM164 144V145H163ZM104 145H103V147H104ZM135 145V144H134ZM16 146V147H15ZM167 146V145H166ZM168 146H170V145H168ZM7 147V148H6ZM159 147V148H158ZM161 147V148H160ZM222 148V146L221 145H219V144H214V145H209V146H207V147H201V148H199L198 150H195L194 152H192V153H190L189 155H187L185 158H184V160L183 161H181L182 163L179 165L180 167L182 166L183 167V171H187V170H191V169H193L195 166H197L199 163H200V161H202V160H204V159H207L208 157H210V155L212 156V155H214V154H218L219 153V151H220V149ZM103 149V150H102ZM101 149V154L103 155V157H105V158H110L108 161L109 162H111L110 164H108V166H111V165H116L117 167L119 166L120 168L122 167V169L123 168H125V165L126 166H128V165H133V164H135L136 162H129V160L128 159H126V158H122V157H119V156H113V155H108L107 154V151L106 150H104V148H102ZM140 151H141V149H140ZM15 152V151H14ZM145 153V152H144ZM143 153V149H142V155L144 154ZM160 153V154H159ZM159 155H162L163 153H162V151H159ZM45 154V153H44ZM48 155H49V158L50 159H52V160H54L55 158H54V156H55V154L53 153V152H51V153H47ZM47 154H45V155H47ZM44 155V156H45ZM98 155V154H97ZM43 156V157H44ZM52 156V157H51ZM82 155H79V157H81ZM92 156V157H91ZM93 156H96V154H92V155H90L89 157H90V159H92V158H94ZM89 157H81V158H83L84 159V161H83V159H82V164L83 163H85V161L89 158ZM117 157V158H116ZM28 159H25V161H27V162H30V163H32V162H35L34 161V159L32 160L31 159V157L29 158V157H27ZM87 158V159H86ZM111 158H112V160H111ZM42 159H46L45 157L44 158H42ZM41 159V160H42ZM86 159V160H85ZM89 160V159H88ZM87 160V161H88ZM36 161H38V160H36ZM89 161H91V160H89ZM105 161H107V160H105ZM114 162V163H113ZM116 162V163H115ZM163 162V164H165L166 162L165 161H162ZM7 163V162H6ZM6 163H4V162H2L1 160H0V171H2V172H0V176H2V175H4L3 174V172L5 173L6 171L7 172H9L10 174H14L17 178H19L20 180H23L25 183H26V185H29L30 184V186H32V187H37V185L38 186H41V185H44L45 184V182L42 180V179H40L39 177V179L38 178H36L37 176H32V174H30V173H24L23 171H20L19 169H16L15 167V165L14 164H12V163H7L8 164V166H7V164ZM6 165V166H5ZM10 165V166H9ZM12 165V166H11ZM13 166H14V169H13ZM135 166H139V164L138 163H136V165H134V167ZM4 167V168H3ZM5 169V170H4ZM9 169V170H8ZM140 169H143V167H141ZM18 171V172H17ZM144 171H146V169H144ZM6 172V173H7ZM21 172V173H20ZM149 173H151V172H147L145 175H148ZM116 174V176H117V173H110L109 175H107V176H103L101 173H100V175H102L101 177H100V175H99V173H97L94 177H99V178H101V179H109L110 178V176H112V175H115ZM32 177V178H31ZM109 177V178H108ZM119 177V176H118ZM36 178V179H35ZM43 181V182H42ZM20 182V181H19ZM119 182H121V183H119ZM119 182H117L116 181V179L114 180V179H110V182H107L106 184H103V185H101L97 190H93L94 192H92V191H89L88 193H86V194H84V195H82L80 198L81 199H83V201H93L95 198H94V195L95 194H107L110 190H112V188L113 187H116V186H118V184H124V183H126L125 181H119ZM246 181L245 180H242L240 183H243V187H245L246 186V183H245ZM41 183V184H40ZM43 183V184H42ZM110 183V184H109ZM20 186H23V185H21V183H20ZM24 187V186H23ZM26 187V186H25ZM128 187V188H127ZM127 187H125L126 189H125V191H128L127 189H129V191H131V189L133 188H131V186H127ZM130 187V188H129ZM4 186H2L1 185V187H0V198L2 197V195H4L3 193H4ZM24 191H26L25 189L23 190V192ZM95 193V194H94ZM19 196L20 194H19V192L18 193H15V196ZM179 204H180V202H179ZM181 205V204H180ZM182 206V205H181ZM181 206H175L174 208H173V210L172 211H175L176 213H181L182 212V208H180ZM104 209H106V207H104ZM178 209V210H177ZM18 210V209H17ZM42 210V208H38V209H33V210H31V211H23V210H19V211H16V209H11V210H9V209H7V208H4L3 207V205L0 203V215H5L6 217H8V219H9V222L12 224V227H13V229H16L17 231L16 232H24V233H26L28 236H30V237H34V238H38L37 240L39 241V242H42V243H58V244H60L62 247H65L66 249H68L70 252H74V251H76V250H78V248L80 249V248H91L92 250H94V253L96 254V258H97V262H96V264H112L113 263V260H114V255H113V250H109L108 249V244L109 243H107V244H102L101 243V246H100V242H101V240H103V239H105L106 238V240L107 241H110V237L109 236H111V235H108L107 237H104L106 234H108V231H111V230H113V232H115L116 230L115 229H113V227L111 228H108L109 230H107L106 232H104V233H102L103 231H101L100 233L98 232V233H94V231L91 233V235L87 232V227H85V226H81V230H79V232L81 231L82 232V234H78V235H76L75 237H70V238H65V239H60L59 238V235H58V233L57 232H55V231H47L46 230V227L44 228V222H43V220L38 216V213L40 212ZM37 212V213H36ZM107 215H105V216H102V221H101V223H102V225H106L107 227H109V226H111V223L114 221V219H116V218H113V216L110 214L111 212L110 211H104ZM37 214V215H36ZM38 216V217H37ZM181 217H182V220L184 221V222H191V223H201V221L199 220V219H197V218H195V217H193L192 215H190V214H188V213H181V215H180ZM207 226H208V228H210V231H211V233H212V245H213V247H214V249L216 250V251H222V247H221V243H222V240L224 239V237L227 235V232L226 231H224V229H222V226H221V224H219V223H217V222H211V224H206ZM80 228V227H79ZM84 228H86V230L84 229ZM111 229V230H110ZM96 232V231H95ZM112 232V233H113ZM88 234H89V236H88ZM102 234H105V235H102ZM104 237V238H101V240H100V237ZM89 237V238H88ZM91 238V239H90ZM93 238V239H92ZM96 238H97V241H98V239L100 240V241H95L96 240ZM88 239V240H87ZM92 240V241H91ZM91 241V242H90ZM104 241V240H103ZM172 242H171V251H170V254H171V257H173V259L175 260V262H177V264H191L189 261H188V253L186 252V251H184V249L183 248H181V247H179V246H177L176 244H175V242L173 241V240H171ZM139 245H137V246H142V247H147V248H152V247H154L156 244V240L152 237V236H150L149 234H146V235H144V236H142V237H140V240H139ZM108 245V246H107ZM103 246V247H102ZM226 255H228V254H226ZM238 261H242V263L243 264H264V252H263V254H261V255H259V256H256V255H249V256H245V257H240V258H238Z\"/></svg>",
    "mask_w": 264,
    "mask_h": 264
},
{
    "label": "water",
    "instance_id": "3",
    "mask_svg": "<svg viewBox=\"0 0 264 264\" xmlns=\"http://www.w3.org/2000/svg\"><path fill=\"white\" fill-rule=\"evenodd\" d=\"M139 257L140 256V258H142V257H145V254H142V253H137L136 255H132L130 258H129V260H133L135 257Z\"/></svg>",
    "mask_w": 264,
    "mask_h": 264
}]
</instances>
